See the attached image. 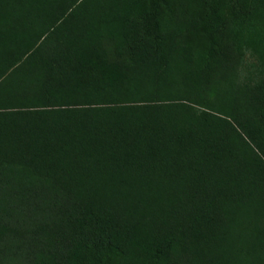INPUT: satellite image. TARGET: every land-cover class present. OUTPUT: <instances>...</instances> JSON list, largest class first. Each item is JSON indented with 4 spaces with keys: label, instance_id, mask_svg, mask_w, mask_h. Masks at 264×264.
<instances>
[{
    "label": "trees",
    "instance_id": "16d2710c",
    "mask_svg": "<svg viewBox=\"0 0 264 264\" xmlns=\"http://www.w3.org/2000/svg\"><path fill=\"white\" fill-rule=\"evenodd\" d=\"M0 264H264V0H0Z\"/></svg>",
    "mask_w": 264,
    "mask_h": 264
},
{
    "label": "rangeland",
    "instance_id": "374dc122",
    "mask_svg": "<svg viewBox=\"0 0 264 264\" xmlns=\"http://www.w3.org/2000/svg\"><path fill=\"white\" fill-rule=\"evenodd\" d=\"M239 1H241V2H248L249 0H239Z\"/></svg>",
    "mask_w": 264,
    "mask_h": 264
}]
</instances>
